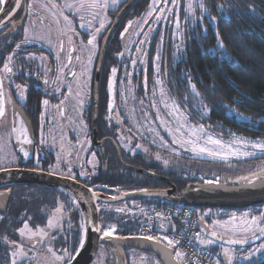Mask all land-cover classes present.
Returning a JSON list of instances; mask_svg holds the SVG:
<instances>
[{"label": "flooded vegetation", "instance_id": "obj_1", "mask_svg": "<svg viewBox=\"0 0 264 264\" xmlns=\"http://www.w3.org/2000/svg\"><path fill=\"white\" fill-rule=\"evenodd\" d=\"M7 1L1 4V9ZM29 1L23 0L12 24L0 27V49L6 50L2 46L5 43L12 45L9 51L0 52V138L3 139H0V154L13 159L0 171L17 169L46 173L72 179L110 196L132 192L122 186H92L90 183L101 171L113 172L115 162L133 173L137 172L124 165L147 171L133 165L128 158L140 153L132 154L121 146L120 125L128 124L127 108H135L137 115L133 120L140 124L137 133L141 132L148 117L145 106L153 100V93L158 96L163 88L166 91V82L191 81L192 70H188L187 62L195 53L196 44L204 39L207 28L202 23L208 14L204 0H167L166 3L164 0H137L119 17L131 1L123 0L116 7L99 11V22L90 10L84 24L81 27L76 24V30L70 31L68 38L45 42L27 34L30 15L37 13L29 7ZM85 4L84 13L91 7L89 1ZM90 39H93L92 44L88 43ZM6 64L11 71L5 69ZM113 69H116L115 74ZM167 180L169 182H164L176 187ZM16 184L0 185V193H11L6 207L4 198L0 200V209L5 210L0 213V223L8 214L12 186ZM25 185L36 190L44 188L41 192H49L48 187L57 190L54 194L59 200L58 206L51 211L41 208L47 215L45 225L34 226L26 222L22 227L25 224L33 229L44 227L54 210H63L65 216L59 229L51 234V240L55 252L66 253L64 249H56L55 238L65 235L64 222L71 216L63 196L79 207L76 198L63 188ZM102 206L112 205L101 204L100 210ZM111 225L114 224L105 227L101 224L102 234L109 231ZM114 226L115 233L110 237L132 236H124L123 229ZM21 240L9 244L10 264L27 262L25 257L14 261ZM110 248L117 250L114 264H118L120 250L116 246ZM129 251H123L126 258ZM6 253L2 251L1 258Z\"/></svg>", "mask_w": 264, "mask_h": 264}, {"label": "trees", "instance_id": "obj_2", "mask_svg": "<svg viewBox=\"0 0 264 264\" xmlns=\"http://www.w3.org/2000/svg\"><path fill=\"white\" fill-rule=\"evenodd\" d=\"M204 9L208 13L202 22L207 26L205 37L200 44H196L195 53L187 62L188 70H192L189 74L191 81L180 79L177 83L166 82V93L189 123L203 126L222 139H229L233 135L264 139V0H204ZM2 46L6 50L1 48L0 52L9 51L12 45L5 43ZM128 158H131L133 165L173 182L176 196L205 184L199 179L200 174L190 177L185 172L171 169L162 171L157 163L149 162L142 154ZM209 177L212 178V175L206 179ZM90 184L122 186L126 191L170 189L163 180L127 171L118 162H115L113 172L101 171ZM43 189L36 190L25 184L12 186L9 211L0 223V264H10L9 244L20 240L18 231L22 225L26 222L34 226L45 225L47 215L41 208L51 211L58 206L59 200L54 194L57 190L48 187L49 192H41ZM63 198L71 216L64 222L65 235L55 238V247L66 250L73 257L80 248L81 239H84V220L80 208L73 206L67 196ZM161 202V199H135L116 207L102 206L101 224L103 227L114 224L123 229L124 236H136L137 228L145 220L147 206ZM120 206L128 208L122 210L118 208ZM212 210L215 208L204 215L207 218H202L207 224L227 217L229 211L219 209L213 215ZM248 210L263 213L264 219V205ZM168 224L160 220L156 229L168 230L171 227ZM171 229H175V225ZM207 249L218 255L224 264L220 244L215 243ZM2 251L7 253L1 258ZM129 257L124 259L126 264H129ZM258 264H264V258Z\"/></svg>", "mask_w": 264, "mask_h": 264}, {"label": "rangeland", "instance_id": "obj_3", "mask_svg": "<svg viewBox=\"0 0 264 264\" xmlns=\"http://www.w3.org/2000/svg\"><path fill=\"white\" fill-rule=\"evenodd\" d=\"M85 1H89L91 4L86 13H84ZM122 1L30 0L29 7L37 13L30 15L27 34L42 42L56 41L57 38L62 37L68 38L70 31L76 30V24H79L80 27L84 24V18L89 17L90 10L92 13L94 11L96 22H99V11L116 7ZM152 99L145 106L148 117L145 119V124L143 123L144 128L141 132L137 133V127L140 128V124L135 121L137 115L135 108H127L129 109L127 125H120L118 122L120 125L119 141L123 148L129 149L132 154L144 155L149 162L157 163L162 171L171 169L176 172H185L190 177H196L200 174V180H203L204 183L205 181H215L218 178L219 182L225 185L239 187L252 185L264 179V151L253 147L254 144H264V139H249L233 135L225 140L211 133L205 127H203V131H200V125L190 124L185 119L183 112L169 98L165 88L158 96L153 93ZM239 117L242 119L241 116ZM193 129H195V135L192 134ZM209 137L220 140L225 147L220 148L218 145L209 143ZM188 139H194L200 147H205L210 151H219L221 156L193 153L190 144L182 143ZM232 152H236L238 155H231ZM245 153H254V155H246ZM224 155H227V159L223 158ZM12 160L8 155L0 154V169L9 166ZM210 174L212 178L206 179ZM111 207H116V205ZM118 208L124 210L126 207L120 206ZM209 211L211 209H199V217L202 219ZM216 211L219 209L212 210V214H217ZM226 215L227 217L216 219L208 224L216 234L232 241H250L263 237L248 247L220 244V254L224 264H229V261L231 264H258L264 258V248H261V245L264 244V234H261L259 230L264 228L263 213L241 209L229 210ZM64 216V211L57 209L50 214L44 227L33 229L25 224L19 231L22 240L15 250L14 261H19L24 257L27 260L26 264H64L69 261L68 253L59 254L54 251L51 240V234L59 229ZM253 217L256 218L255 223H253ZM49 221H51V225H49ZM249 226L250 230H245ZM108 227L107 230H112V234H114L115 229L113 227L115 226ZM102 235L104 236V234ZM215 243L217 242L206 237L200 231V238L198 239L200 246L208 248ZM116 253L117 250L102 244L92 264H114ZM129 256V264H161L152 253L131 250ZM176 256L179 264H187L179 259L180 256Z\"/></svg>", "mask_w": 264, "mask_h": 264}, {"label": "water", "instance_id": "obj_4", "mask_svg": "<svg viewBox=\"0 0 264 264\" xmlns=\"http://www.w3.org/2000/svg\"><path fill=\"white\" fill-rule=\"evenodd\" d=\"M137 0H131L121 11L119 17L127 11ZM23 0H8L0 11V27L5 24H12L18 12L21 9ZM118 17V18H119ZM107 41V38H106ZM106 44V42H105ZM105 44L102 49L101 59L104 54ZM117 146V145H116ZM118 148V147H117ZM119 160H121L120 154ZM127 169L144 174L149 177L159 178L169 182L166 178L148 172L142 169L124 165ZM41 184L63 188L69 191L76 199L79 208L83 214L85 224L84 245L79 248L74 258L68 264H92L95 260L101 244H109L119 248L118 264H123L125 250H137L141 252L152 253L161 264H179L175 258V249L164 242L151 240L139 236H130L126 238H114L102 235V226L100 223L99 205H119L135 199H161L162 202L184 205L195 209H229L241 210L252 209L264 205V179L248 186H228L215 181L205 182L204 185L194 190L188 191L182 196H176V187L170 183L168 190H141L110 196L103 192L88 188L72 179L61 178L58 176L40 173L35 171H25L17 169H7L0 171V185L3 184ZM4 198V207L10 201L11 193H0V200ZM5 210L0 209V213ZM101 229L97 231V229ZM201 233L214 242L221 245L248 247L260 241L263 237H258L245 243H229L227 238L214 232L203 220L199 221Z\"/></svg>", "mask_w": 264, "mask_h": 264}, {"label": "built area", "instance_id": "obj_5", "mask_svg": "<svg viewBox=\"0 0 264 264\" xmlns=\"http://www.w3.org/2000/svg\"><path fill=\"white\" fill-rule=\"evenodd\" d=\"M198 210L184 205L161 202L148 206L145 220L137 228L135 235L152 237L151 240L164 242L173 240L175 256L187 264H223L218 255L198 244L200 238ZM171 222L175 229H156L158 221ZM167 238V239H165ZM170 246V245H169ZM176 256V257H177Z\"/></svg>", "mask_w": 264, "mask_h": 264}, {"label": "snow or ice", "instance_id": "obj_6", "mask_svg": "<svg viewBox=\"0 0 264 264\" xmlns=\"http://www.w3.org/2000/svg\"><path fill=\"white\" fill-rule=\"evenodd\" d=\"M4 2H5V0H0V4H3ZM164 2L166 3L167 0H164ZM149 14H151V13H149ZM93 39H90L88 41V43L89 44H92L93 43ZM4 67H5V69L7 71H11V69L8 68V65L7 64ZM112 72H113V74H115L116 69H113ZM111 86L112 85H111V82H110L109 88H111ZM194 88H195V86L193 85V89ZM44 103L46 104L47 101H45ZM174 107H175V105H174ZM177 111H178V108H177ZM200 131H203V126L200 127ZM192 134L195 135V129L192 130ZM208 142L211 143V144L218 145V146H220V148H224L225 147L220 140H216V139H213L211 137L208 138ZM182 143L190 144L191 145V151L193 153L197 154V155H200V154H203V153H207L209 156H221V153L219 151H210L209 149H207L205 147H200L196 143V141L194 139H188L186 141H183ZM253 147L254 148H257V149H259L261 151H264V144H254ZM230 154L231 155H238V153H236V152H232ZM245 154L246 155H254V153H245ZM223 158L224 159H227V155H224ZM117 211H122V210L121 209H118ZM252 220H253V223H255L256 218L253 217ZM49 225H51V221H49ZM26 227H27V225H26ZM100 230L101 229H99V228L97 229V231H100ZM245 230H250V226H249V228H247ZM259 230H260L261 234H264V228H260ZM110 235H112V230H109V231H105L104 232V236H110ZM212 235L215 236L216 233L213 232ZM148 239H152V237H148ZM165 239H167V238H165ZM245 242L246 241H229V243H245ZM84 243H85L84 239H81V241H80V247L81 248L83 247ZM167 243H168V245L171 246V245L174 244V241L173 240H167ZM261 248H264V244L261 245ZM257 250H259V249H257ZM225 254L227 255V252ZM177 255H180V253H177ZM73 258L74 257H71L70 256L69 257V261H71V259H73ZM229 264H231V261H229Z\"/></svg>", "mask_w": 264, "mask_h": 264}, {"label": "crops", "instance_id": "obj_7", "mask_svg": "<svg viewBox=\"0 0 264 264\" xmlns=\"http://www.w3.org/2000/svg\"><path fill=\"white\" fill-rule=\"evenodd\" d=\"M121 207H123V206H121ZM206 213H209V212H206ZM168 226H173V224L170 222L169 224H168ZM250 238V237H249ZM202 247V246H201ZM205 248V247H204Z\"/></svg>", "mask_w": 264, "mask_h": 264}, {"label": "bare ground", "instance_id": "obj_8", "mask_svg": "<svg viewBox=\"0 0 264 264\" xmlns=\"http://www.w3.org/2000/svg\"><path fill=\"white\" fill-rule=\"evenodd\" d=\"M76 201H77V199H76Z\"/></svg>", "mask_w": 264, "mask_h": 264}]
</instances>
